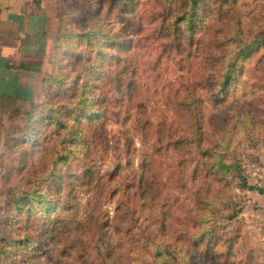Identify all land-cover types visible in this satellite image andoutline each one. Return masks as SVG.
I'll return each mask as SVG.
<instances>
[{
  "label": "rangeland",
  "instance_id": "rangeland-1",
  "mask_svg": "<svg viewBox=\"0 0 264 264\" xmlns=\"http://www.w3.org/2000/svg\"><path fill=\"white\" fill-rule=\"evenodd\" d=\"M213 1H201L213 28L197 29L193 43L178 52L159 36L154 0H138L136 13L125 16L131 24L125 30L109 0H57L60 24L42 95L26 110L10 112L5 130L3 264H155L153 243L165 247L158 259L165 264H263L264 57L257 62L258 53L241 62L244 72L232 96L218 105L209 103L203 79L214 70L207 57L215 54L213 41L227 15L239 17L236 46L255 35L264 38V0H235L221 6L218 16L207 12L219 9ZM90 24L121 39H129V32L133 42L130 53L105 51L114 54L101 67L105 78L103 72L89 76V62L80 56L85 49L74 36ZM85 79L83 108L76 103ZM182 99L200 111L199 146L167 145L191 136V118L179 110ZM81 109L78 134L87 142L74 144L67 162L56 167L61 179L53 182L50 161L69 145ZM89 112L106 117V149L92 144V129L101 120L92 124L84 118ZM219 139L225 163L234 164L226 173L215 170ZM32 190L44 196L38 203L27 199L16 213L13 202ZM24 236L30 238L25 246L15 243Z\"/></svg>",
  "mask_w": 264,
  "mask_h": 264
},
{
  "label": "trees",
  "instance_id": "trees-1",
  "mask_svg": "<svg viewBox=\"0 0 264 264\" xmlns=\"http://www.w3.org/2000/svg\"><path fill=\"white\" fill-rule=\"evenodd\" d=\"M110 5L116 11V14L122 20V23L125 22V16H133L136 13V5L138 0H109ZM156 3L155 10L157 13L152 14L153 18H160L159 20V28L158 32L161 34L160 37L167 38L165 41V45L168 46L169 44H173V48L176 49L178 52L183 50L184 45L192 44L194 39V32L202 28L203 30L210 31L212 27V23L209 19V15L207 16L203 10L201 5L202 0H154ZM235 0H216L213 3H217L219 9L215 10V7H209L207 12H213V15L218 16L220 14L221 6L228 4L231 6ZM202 7V8H201ZM211 8V9H210ZM209 12V13H210ZM227 15V14H226ZM229 22L224 27H221L220 33L221 36L219 39H215L213 41V47H215V54H209L207 57L210 61V65L213 66V72L206 74L203 82L204 87L209 91L208 101L213 105H218L226 100L228 96H232L233 88L238 81L241 79V76L244 72L242 61L252 58L255 55H258L257 62L261 61V57H264V38H261L259 35H255L252 40L243 47H238L235 44L234 38L240 35L239 32V17L238 15L232 13L231 15H227ZM209 20V21H208ZM208 21V22H206ZM124 25L125 30L127 26L131 25L130 23L125 22ZM125 32V31H124ZM134 32V31H133ZM130 33L128 32L127 38L129 39H121L115 33H107L103 30L102 27L91 26L87 25L83 28L82 31H77L74 36L82 43L83 48L85 49L84 52L80 54L83 57L84 62H89L85 64V68L89 71V76L94 78L103 72L101 68L103 63L106 61L105 59L109 60L114 57V54L105 52L109 49H116L118 51H133L132 47V39L129 37ZM69 38V37H68ZM164 44V43H163ZM137 45V44H135ZM87 51V53L85 52ZM89 52V53H88ZM217 52V53H216ZM86 53V54H85ZM91 59H90V56ZM89 57V60H87ZM256 62V63H257ZM104 78H105V72ZM81 77V75H78ZM87 78V77H86ZM61 79V78H60ZM58 79V80H60ZM88 79V78H87ZM85 79L83 85L80 87V98L78 99L76 104H81L84 108L86 105V97L85 90L87 84H89L88 80ZM61 81V80H60ZM58 81L56 80V83ZM98 87L99 85H94V87ZM95 99L98 96L95 95ZM244 97L241 95L240 98ZM178 105H180L179 110H184L186 115L191 118L189 122V133L191 136L183 137L179 136L176 139L169 141L167 145H184L186 143L193 142L196 146H199L202 142L200 138V128H201V120L202 117L200 115V111L196 106H192L186 99H182L178 101ZM85 113V109H81L78 111L76 116L74 117L73 124L70 127V132L68 135V143L64 148H61V151L55 153L56 157H53L50 161V168H51V177L53 182L55 180H60L61 177L58 175L59 170H57V165L62 164V162H67L69 159L70 154L73 152V148L75 147L74 144H77L81 141L80 134H78V128L80 125V113ZM103 114H101V117ZM100 115L96 112H89L85 115L84 118H88L92 124H95L92 129V144L94 145L95 149L100 150L101 148L108 147V139L105 134V121L101 119ZM103 118V117H102ZM63 122L59 123L60 125ZM87 142V141H86ZM223 148L222 140L219 139L215 142V147L213 149L212 155L214 157V164L217 166L215 169L216 171H223L226 173V169L230 166H234L231 163H225L224 161V153L221 151ZM218 149V151H217ZM205 155V154H204ZM213 164V165H214ZM147 165V163H146ZM92 167L87 166L85 169V174H89L92 177ZM245 184L243 183V186ZM250 189L249 187H247ZM32 193V194H30ZM30 193H25L22 195L18 200L13 202L15 206L16 213L23 211L22 207L27 204V199L30 201H35L38 203L44 195L40 191L32 190ZM30 194V195H29ZM48 202H46L47 204ZM49 204V203H48ZM54 207V205L49 204V208ZM45 211L48 210V207H43ZM206 234H210V230L206 231ZM30 238L28 236H24L23 238L15 239L16 244H21L25 246L27 241ZM209 247V245H206ZM164 246L159 245L158 243H153L152 247L149 251L151 258H156L155 264H165L158 261V259L163 258V250ZM5 258V257H4ZM2 260V259H0ZM99 264H104L100 262Z\"/></svg>",
  "mask_w": 264,
  "mask_h": 264
},
{
  "label": "crops",
  "instance_id": "crops-1",
  "mask_svg": "<svg viewBox=\"0 0 264 264\" xmlns=\"http://www.w3.org/2000/svg\"><path fill=\"white\" fill-rule=\"evenodd\" d=\"M56 5L57 0H0V161L9 113L26 110L42 95L60 24ZM260 259L264 264V249Z\"/></svg>",
  "mask_w": 264,
  "mask_h": 264
}]
</instances>
